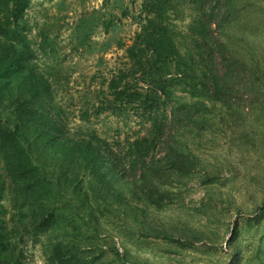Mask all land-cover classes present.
Segmentation results:
<instances>
[{
	"label": "trees",
	"instance_id": "obj_1",
	"mask_svg": "<svg viewBox=\"0 0 264 264\" xmlns=\"http://www.w3.org/2000/svg\"><path fill=\"white\" fill-rule=\"evenodd\" d=\"M30 2L0 0V164L17 217L10 224L0 202V264H23L24 232L36 240L43 236L47 264H96L90 248L95 240L103 255L104 244L96 239L101 205L112 212L138 198L160 208L165 186L181 183L199 164L184 139L197 123L196 102L176 100L173 87L222 103L234 96L236 59L221 39L229 0H194L198 14L189 24L186 53L176 42L174 0H142L125 49L128 62L111 74L110 97L100 105L113 114L133 109L140 130L125 141L70 125L68 107L56 98L62 77L50 62L53 46L42 37L41 67L28 37ZM4 181L0 175V191ZM239 233L236 221L226 242L227 264H239ZM108 249L121 264H144L114 245Z\"/></svg>",
	"mask_w": 264,
	"mask_h": 264
},
{
	"label": "rangeland",
	"instance_id": "obj_2",
	"mask_svg": "<svg viewBox=\"0 0 264 264\" xmlns=\"http://www.w3.org/2000/svg\"><path fill=\"white\" fill-rule=\"evenodd\" d=\"M141 2L31 0L26 11L28 37L41 67L42 37L53 46L50 62L62 77L56 98L68 107L71 126L122 141L140 130L132 108L113 114L100 105L110 97L111 74L126 67L125 49L134 39ZM174 5L171 19L180 34L176 42L186 53L191 44L189 24L198 6L194 0H174ZM228 5L231 12L223 22L221 39L236 59L234 96L222 103L199 95L191 98L182 86L173 87L176 100L196 102L197 123L184 139L199 164L181 183L165 186L168 196L160 208L138 198L112 212L101 205L96 239L104 244L103 255L95 240L90 248L98 257L96 264H121L110 245L144 264H227L231 248L226 242L236 221L239 264H264V0H229ZM0 175L5 180L0 202L11 224L17 217L1 164ZM81 226L91 232L88 223ZM19 248L23 264H47L43 236L36 240L24 232Z\"/></svg>",
	"mask_w": 264,
	"mask_h": 264
}]
</instances>
